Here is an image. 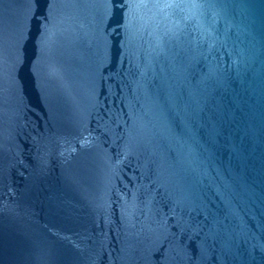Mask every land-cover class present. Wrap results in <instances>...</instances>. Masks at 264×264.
Wrapping results in <instances>:
<instances>
[{
    "label": "water",
    "instance_id": "obj_1",
    "mask_svg": "<svg viewBox=\"0 0 264 264\" xmlns=\"http://www.w3.org/2000/svg\"><path fill=\"white\" fill-rule=\"evenodd\" d=\"M0 264H264V0H0Z\"/></svg>",
    "mask_w": 264,
    "mask_h": 264
}]
</instances>
